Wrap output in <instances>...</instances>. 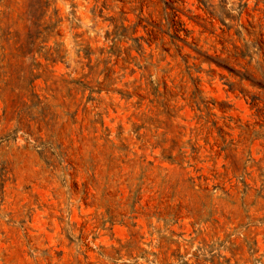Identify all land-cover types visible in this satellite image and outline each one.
Instances as JSON below:
<instances>
[{"label":"rangeland","instance_id":"rangeland-1","mask_svg":"<svg viewBox=\"0 0 264 264\" xmlns=\"http://www.w3.org/2000/svg\"><path fill=\"white\" fill-rule=\"evenodd\" d=\"M0 264H264V0H0Z\"/></svg>","mask_w":264,"mask_h":264},{"label":"trees","instance_id":"trees-1","mask_svg":"<svg viewBox=\"0 0 264 264\" xmlns=\"http://www.w3.org/2000/svg\"><path fill=\"white\" fill-rule=\"evenodd\" d=\"M180 40V38H178Z\"/></svg>","mask_w":264,"mask_h":264}]
</instances>
